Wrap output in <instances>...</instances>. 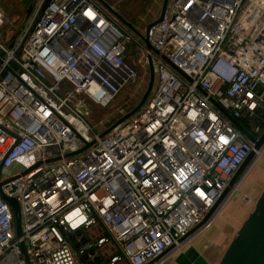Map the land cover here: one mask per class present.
I'll return each instance as SVG.
<instances>
[{"label": "built area", "instance_id": "1", "mask_svg": "<svg viewBox=\"0 0 264 264\" xmlns=\"http://www.w3.org/2000/svg\"><path fill=\"white\" fill-rule=\"evenodd\" d=\"M148 59L144 103L106 133L67 103L104 106ZM210 99L264 127V0H166L135 32L98 0H33L0 42V193L20 223L0 196V264H79L104 244L110 264H163L210 227L252 149Z\"/></svg>", "mask_w": 264, "mask_h": 264}, {"label": "rangeland", "instance_id": "2", "mask_svg": "<svg viewBox=\"0 0 264 264\" xmlns=\"http://www.w3.org/2000/svg\"><path fill=\"white\" fill-rule=\"evenodd\" d=\"M20 0H0V10L2 11L3 25L0 29V42L8 45V41L12 37L15 29L23 20L24 9L19 2ZM112 9L120 15L124 20L130 22L134 29L141 31L148 23L153 21L159 13L162 0H104ZM32 2V0H31ZM148 82V66L142 62L138 67V77L133 84H125L119 93L104 106L90 103L85 97L73 94L67 99V103L76 108L81 116L98 131H102L109 127L116 119L130 111L139 101ZM64 84V83H62ZM61 84L63 95L67 94L65 85ZM83 108V109H79ZM121 111V112H120ZM251 174L249 173L244 180L243 186L240 184L235 194H238L239 203L246 211V214L253 207L255 198L259 189L264 187V158L258 157ZM21 170L20 167L14 166L11 172ZM250 170V171H251ZM245 184V185H244ZM248 199V201H247ZM245 214V215H246ZM98 229V227H96ZM230 229H226L228 232ZM234 230V229H233ZM230 233V232H229ZM233 237L235 232L232 233ZM232 237V238H233ZM230 242V241H229ZM228 245V244H227ZM227 247V246H226ZM225 250V249H224ZM224 252V251H223ZM217 263V262H216Z\"/></svg>", "mask_w": 264, "mask_h": 264}, {"label": "water", "instance_id": "3", "mask_svg": "<svg viewBox=\"0 0 264 264\" xmlns=\"http://www.w3.org/2000/svg\"><path fill=\"white\" fill-rule=\"evenodd\" d=\"M105 8H107L120 22L125 24L130 30H133V27L129 22L124 20L120 15H118L112 7L104 0H98ZM166 0L161 1L159 15L156 19L151 21L145 26V29L149 27L150 24L161 19L162 13L164 11ZM135 32V31H134ZM146 47H150L146 39L144 38ZM148 66V82L145 90L143 91L139 101L134 105V107L126 112L124 115L116 119L109 127H107L102 133H106L113 126L121 122L123 119L127 118L134 111H136L145 101V98L150 90L152 80H153V71L151 62L147 60ZM200 91L203 93L200 89ZM210 102L213 106L227 119L231 124H233L252 144V149L247 153L246 157L240 163L236 171L230 177L228 186L224 189V192L228 190L234 182H236L240 176L243 174L245 169L251 165L254 161L255 151L261 149L264 144V127L260 133L255 136L251 134L243 125L239 123L234 117L229 115V113L223 109L216 101L210 99ZM87 145V144H86ZM2 199H4L11 206L13 214V223H14V233L16 236L20 235V223H19V212L18 205L15 199L4 196L0 193ZM198 224L194 225L189 229L188 233L192 232L197 228ZM78 234L74 232L68 235V239L72 240L73 236ZM76 245V244H75ZM19 247L22 252H24L23 242H19ZM94 254V255H93ZM93 255L91 258L89 256ZM99 252L94 253L93 250L84 253L80 256L81 260L85 264H104L101 263V256ZM108 261V259H106ZM217 264H264V187L254 201L253 207L250 212L247 214L245 219L238 226L235 236L230 240L224 252L222 253Z\"/></svg>", "mask_w": 264, "mask_h": 264}, {"label": "crops", "instance_id": "4", "mask_svg": "<svg viewBox=\"0 0 264 264\" xmlns=\"http://www.w3.org/2000/svg\"><path fill=\"white\" fill-rule=\"evenodd\" d=\"M130 25L133 27L131 23ZM130 31L134 32L137 30L134 29V31ZM260 151L261 154L259 157L264 158V144L262 145ZM256 160L253 161L251 165H249L245 169L243 174L238 179L239 187L240 184H242L243 186L246 176L249 173L251 174V172L254 170L251 169L253 168L252 166H254V164L256 163ZM262 189V187L259 189V192L257 193L258 195ZM238 196V194L234 193L229 201L224 205V207L217 213L210 227L194 236L187 244L172 253L171 256L166 259L163 264H217L224 249L233 237L232 233L236 232L240 223L250 212L249 211L246 214V211L241 207L239 203ZM226 229L230 230L226 232ZM92 234L96 235V232L88 231L84 233L86 238H91ZM96 250L100 254L104 255L106 259H108L106 264H110L109 258L114 253V251H112L113 249H111V246L104 244ZM77 262L79 264H82L83 261L79 257L77 259ZM116 264L122 263L120 261Z\"/></svg>", "mask_w": 264, "mask_h": 264}, {"label": "trees", "instance_id": "5", "mask_svg": "<svg viewBox=\"0 0 264 264\" xmlns=\"http://www.w3.org/2000/svg\"><path fill=\"white\" fill-rule=\"evenodd\" d=\"M20 4L22 5L23 9H24V16H23V20L19 23V25L17 26V28L15 29V32L13 33L12 37L10 38V40L8 41V45L11 43L13 37L15 36V34L18 32L19 28L21 27L23 21L27 18V16L29 15L32 5H33V0L31 2V0H20L19 1ZM81 96V95H80ZM82 97V96H81ZM79 100H82V98H80ZM89 101V100H88ZM92 103V102H90ZM79 109H83V108H79ZM110 126V125H109ZM108 127V126H107ZM105 130V129H104ZM104 130L99 131V133H102Z\"/></svg>", "mask_w": 264, "mask_h": 264}, {"label": "flooded vegetation", "instance_id": "6", "mask_svg": "<svg viewBox=\"0 0 264 264\" xmlns=\"http://www.w3.org/2000/svg\"><path fill=\"white\" fill-rule=\"evenodd\" d=\"M256 136H257V135H256ZM111 249H113L112 251L115 252V248H114L113 246H111ZM100 256H101V260H100V262L106 264L107 261H106L105 256H104V255H100ZM116 263H117V262H113L112 264H116ZM121 263H122V264H128V263H127L126 261H124V260H122Z\"/></svg>", "mask_w": 264, "mask_h": 264}]
</instances>
